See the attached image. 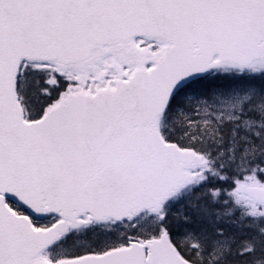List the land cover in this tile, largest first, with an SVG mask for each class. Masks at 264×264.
Instances as JSON below:
<instances>
[{"label":"snow or ice","instance_id":"snow-or-ice-1","mask_svg":"<svg viewBox=\"0 0 264 264\" xmlns=\"http://www.w3.org/2000/svg\"><path fill=\"white\" fill-rule=\"evenodd\" d=\"M0 264H264V0H0Z\"/></svg>","mask_w":264,"mask_h":264}]
</instances>
